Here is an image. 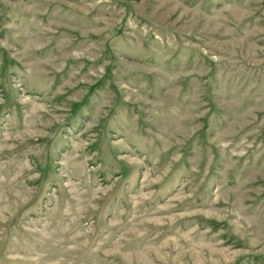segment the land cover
<instances>
[{
	"label": "rangeland",
	"instance_id": "rangeland-1",
	"mask_svg": "<svg viewBox=\"0 0 264 264\" xmlns=\"http://www.w3.org/2000/svg\"><path fill=\"white\" fill-rule=\"evenodd\" d=\"M0 264H264V0H0Z\"/></svg>",
	"mask_w": 264,
	"mask_h": 264
}]
</instances>
